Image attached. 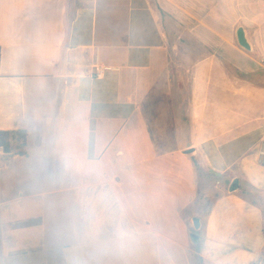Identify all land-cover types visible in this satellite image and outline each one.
<instances>
[{
  "label": "crops",
  "instance_id": "obj_1",
  "mask_svg": "<svg viewBox=\"0 0 264 264\" xmlns=\"http://www.w3.org/2000/svg\"><path fill=\"white\" fill-rule=\"evenodd\" d=\"M209 1L0 0V264L264 255V0L252 53Z\"/></svg>",
  "mask_w": 264,
  "mask_h": 264
},
{
  "label": "rangeland",
  "instance_id": "obj_2",
  "mask_svg": "<svg viewBox=\"0 0 264 264\" xmlns=\"http://www.w3.org/2000/svg\"><path fill=\"white\" fill-rule=\"evenodd\" d=\"M229 1V2H228ZM231 0H223V10L222 13H220L221 9L218 8V11L216 12L214 8V2L209 1V7L207 10H204V15L207 17L209 21H211L208 24L209 33L216 32L221 33V36L225 41L230 42L228 37H230L234 42L235 40V30L238 26H243L247 29L248 35L251 38V0H234V2H231L234 4V11H232V8L229 6ZM220 2V0H219ZM253 8L257 9L258 4H253ZM250 18V19H249ZM218 20V24L213 23L214 21ZM256 47V45H255ZM255 55L258 54V49L256 48V51L254 53ZM185 74V73H184ZM187 76L188 80V75ZM183 77L180 78L182 80ZM188 83H186L187 85ZM189 85V84H188ZM216 180L219 182V187L221 189H227V186L229 184V180L216 175ZM201 234V231L198 233ZM197 235V233H196Z\"/></svg>",
  "mask_w": 264,
  "mask_h": 264
},
{
  "label": "water",
  "instance_id": "obj_3",
  "mask_svg": "<svg viewBox=\"0 0 264 264\" xmlns=\"http://www.w3.org/2000/svg\"><path fill=\"white\" fill-rule=\"evenodd\" d=\"M235 38H236V43L237 45L243 49L244 51L248 52V53H252L253 52V48L251 45V41L247 35V31L243 26H239L237 27L236 31H235ZM193 153L192 150H187L185 151V154L187 155H191ZM237 189V183L233 182L230 187H229V191L233 192ZM191 223V227H192V232L189 235L190 241L193 245H195L198 240L199 237L198 235H196L197 231L200 228V219L197 217H193L190 220Z\"/></svg>",
  "mask_w": 264,
  "mask_h": 264
},
{
  "label": "built area",
  "instance_id": "obj_4",
  "mask_svg": "<svg viewBox=\"0 0 264 264\" xmlns=\"http://www.w3.org/2000/svg\"><path fill=\"white\" fill-rule=\"evenodd\" d=\"M107 71V67L101 65H95L93 67V77L100 78ZM258 162L264 165V149L257 152ZM218 184V183H217ZM251 264H264V255H259Z\"/></svg>",
  "mask_w": 264,
  "mask_h": 264
},
{
  "label": "trees",
  "instance_id": "obj_5",
  "mask_svg": "<svg viewBox=\"0 0 264 264\" xmlns=\"http://www.w3.org/2000/svg\"><path fill=\"white\" fill-rule=\"evenodd\" d=\"M194 264H205V263H203V261L200 259V258H198V257H194Z\"/></svg>",
  "mask_w": 264,
  "mask_h": 264
}]
</instances>
